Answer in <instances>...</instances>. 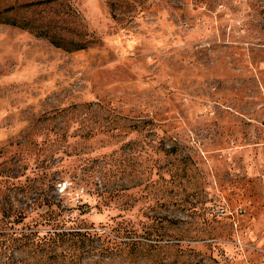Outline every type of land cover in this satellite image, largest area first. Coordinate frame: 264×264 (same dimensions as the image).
Segmentation results:
<instances>
[{"label": "rangeland", "instance_id": "374dc122", "mask_svg": "<svg viewBox=\"0 0 264 264\" xmlns=\"http://www.w3.org/2000/svg\"><path fill=\"white\" fill-rule=\"evenodd\" d=\"M0 8V264H264V0Z\"/></svg>", "mask_w": 264, "mask_h": 264}, {"label": "trees", "instance_id": "16d2710c", "mask_svg": "<svg viewBox=\"0 0 264 264\" xmlns=\"http://www.w3.org/2000/svg\"><path fill=\"white\" fill-rule=\"evenodd\" d=\"M34 2H36V1H32V2H29V3H34ZM12 7H14L13 5L12 6H9L8 8H6V9H11ZM4 12V10H2L1 8H0V20H3L2 19V13ZM10 23H14V22H10ZM108 177V174L107 175H105V177ZM109 193H111V191H109ZM55 206V203H50V205H49V207L50 208H52V209H54L53 207ZM52 216H50V218H48V221H56V220H58L57 218H54L53 217V219L51 218ZM54 226H56V225H54ZM66 233H68V232H66ZM66 233H64V232H57V231H53L52 229H49V231H45V232H42V231H38L37 233H36V236H40V237H49V238H54L56 235H61V234H66ZM69 235H78V234H81V232L80 231H71V232H69L68 233Z\"/></svg>", "mask_w": 264, "mask_h": 264}]
</instances>
